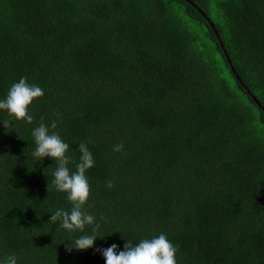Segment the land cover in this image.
<instances>
[{
	"label": "trees",
	"instance_id": "trees-1",
	"mask_svg": "<svg viewBox=\"0 0 264 264\" xmlns=\"http://www.w3.org/2000/svg\"><path fill=\"white\" fill-rule=\"evenodd\" d=\"M21 77L44 95L0 125V257L105 264L164 233L177 264H264V0H0V98ZM52 120L70 168L82 142L95 161L87 250L48 221L72 206L55 161L29 156Z\"/></svg>",
	"mask_w": 264,
	"mask_h": 264
},
{
	"label": "clouds",
	"instance_id": "clouds-1",
	"mask_svg": "<svg viewBox=\"0 0 264 264\" xmlns=\"http://www.w3.org/2000/svg\"><path fill=\"white\" fill-rule=\"evenodd\" d=\"M44 95V89L34 83H29L27 77H21L13 82L7 94L0 98V111L5 112L11 119L0 120V125L4 127L14 126V122L24 120L31 123L33 116L29 114V106L33 101ZM57 127V121L52 120L50 124L40 123L32 128L31 136L34 140V148L29 154L35 162H43L47 158L55 161L56 167L52 171V185L58 192L66 194V199L71 202L70 210L57 208L51 213L49 222L69 232L79 231L82 234L66 245L68 251L87 250L94 246V242L101 238L98 233L101 227L96 216L84 210V205L89 197V181L86 172L94 164L93 154L87 143H80L78 151L80 153L75 169L69 167L73 162L68 155L69 144L61 136L50 129ZM123 144L115 145L113 150L120 152ZM111 181L107 182V187H111ZM101 220L104 217L100 218ZM90 226L91 231L85 232V227ZM97 252L103 257L105 264H177L176 246L167 238L166 234L160 233L150 239H141L135 245L130 242L124 244L123 250L115 243L107 248H98ZM0 264H18L15 254H8L0 257Z\"/></svg>",
	"mask_w": 264,
	"mask_h": 264
},
{
	"label": "water",
	"instance_id": "water-1",
	"mask_svg": "<svg viewBox=\"0 0 264 264\" xmlns=\"http://www.w3.org/2000/svg\"><path fill=\"white\" fill-rule=\"evenodd\" d=\"M189 1H191V0H189ZM208 20L210 21V18H209V17H208ZM210 23H211V25L214 27L216 33L218 34V32H217V30H216V28H215V26H214V23H213L212 21H210ZM220 42H221L222 46L224 47L223 41H222L221 39H220ZM229 62L232 63L231 60H230V58H229ZM254 98H255V97H254ZM255 99H256V98H255Z\"/></svg>",
	"mask_w": 264,
	"mask_h": 264
}]
</instances>
